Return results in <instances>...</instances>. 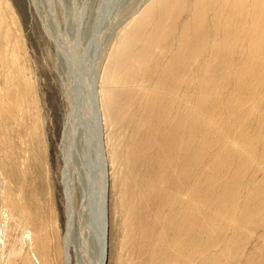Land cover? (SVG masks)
<instances>
[{"label": "rangeland", "instance_id": "374dc122", "mask_svg": "<svg viewBox=\"0 0 264 264\" xmlns=\"http://www.w3.org/2000/svg\"><path fill=\"white\" fill-rule=\"evenodd\" d=\"M210 1L205 17L212 23L204 17L203 26L206 27L201 32L205 40L198 51L203 55L198 52L191 54L187 51L190 50L187 45L184 48L183 61L187 60L181 62L187 66L179 63V68L184 67L180 69L182 71L177 80V89L175 88L178 94L175 99H168L165 91L154 89L158 81L155 77L158 78L165 71L163 65L172 58L176 59V50L182 40L180 29L183 30L182 27L188 24V20L189 23L193 22L192 13L196 0L192 1L194 4L187 1L189 7L186 3L183 4L185 12L182 13V18L179 16V25L174 26L175 37L171 38L172 43L175 42L172 45L174 49L171 46L166 51L167 54H163L164 58L159 62L160 70L159 67L155 69L153 77L147 80L146 84H152L153 88L147 89V92L146 88L140 89L141 92L136 91L137 94L134 92L136 98L127 103L128 108H131L132 124L127 130L123 129L122 162L124 169L131 167L135 168L136 174L138 170L139 175L146 173L148 186L143 184L150 197L135 201L138 204L135 206V202L131 203L133 209L129 208V211L135 213L137 218L134 217L125 224V217L130 216L129 211L126 213L119 207V192L109 191L107 264H264V0ZM151 2L152 0H0V144L6 143L5 151L11 157L9 166L6 167L9 172L3 173L0 186L1 204L6 205L5 199L10 196L9 193L13 195L7 208L10 215L2 225L0 264L67 263L62 250V239L67 228V197L71 193L70 186L76 187L75 182L78 183L77 179L82 176L83 160L94 159L97 151L93 140L96 139L92 112L93 91L100 85L107 56L118 35ZM209 10L211 13H208ZM195 34L197 33L192 36ZM190 40L188 37L182 41ZM231 46L234 54L231 53ZM189 61L192 64L195 62L192 65ZM183 68L189 70L184 71V75ZM169 83L171 84L170 79ZM25 90L27 94L24 98L32 102L26 103L25 109L19 111L8 101L7 93L18 91L21 94ZM146 95L152 96V99ZM154 95L157 100L153 99ZM154 101L160 102L159 105H155ZM191 103L195 109L198 107L197 114L193 106H190ZM189 109L194 114H190ZM149 110H152L151 113ZM192 119H195V125ZM190 124L194 135L188 128ZM139 131L142 133L138 134ZM177 131L180 134L184 131V134L181 136ZM188 132H191V138L187 135ZM130 136H134V139ZM160 138H164L163 143ZM189 144L192 149L188 154L190 159L186 153ZM161 154L164 155L163 158ZM180 160H183L181 164ZM70 163L72 165H68ZM126 165L129 166L125 168ZM12 182L16 184L13 185ZM11 185L15 187L10 191L8 188ZM161 188L163 190L160 192ZM27 198L31 200L28 201ZM78 198H75V207L78 206ZM141 223L145 228L129 237L126 229L130 225L132 227ZM30 236L32 239H29ZM140 238L143 242H140ZM158 250L161 254H158ZM70 251L71 263L76 264V248L73 246ZM153 253L158 255L154 257Z\"/></svg>", "mask_w": 264, "mask_h": 264}, {"label": "bare ground", "instance_id": "6f19581e", "mask_svg": "<svg viewBox=\"0 0 264 264\" xmlns=\"http://www.w3.org/2000/svg\"><path fill=\"white\" fill-rule=\"evenodd\" d=\"M187 1H194V0H187ZM187 1L185 2V0H152V2L147 5V7L141 12L139 13V15L134 19H132L131 22L128 23V25L121 31V33L118 35L117 40L115 42V44L112 47V50L110 51V53L107 56L106 59V63L102 72V75L100 77V85L99 87L94 91H93V97H92V101H93V105H92V112L94 114V120H95V137L96 139H93L96 143V152H95V158L94 159H88L85 158L84 156V160H83V168H82V176L81 178L79 177L78 183L75 182L76 187H74L75 185H71L70 186V192L68 197H67V204H66V215H67V228L65 231V235L62 239V250H63V254L64 257L66 258V264H72L71 263V248L74 246L76 248L77 251V263L76 264H107V257H108V243H109V230H108V225H109V191L112 190L114 192H119V207L122 208V210H124L126 213H128V211L130 210L129 208L133 209L131 205V203L133 202H137L138 200L143 201V199L145 197H150V193L146 190V186L143 183H146V179L145 177H147L146 173L145 174H140L139 175V170L138 173L136 174L135 168H127L124 169V163L122 162V156H123V150H122V142L124 141V131L127 130L129 127H131L130 124V109L128 108V101L131 99H134V92L139 91L140 89H144L146 88V92L147 89H151L153 87L152 84L149 86L147 83V80H150L151 77H153V72L156 71L155 69H157L159 67V62H161L163 60V54L169 49L171 48V46L174 43H172L173 39H174V35L175 34V30L176 28L174 26H176V24H178V19L179 16L182 15L184 11V7L183 4L186 3L185 5H187ZM209 1L210 0H196V4L194 6V10L192 13V17H193V22L189 23L188 21L185 25L184 19L183 22L185 25L183 28V30L180 32H182V34L180 35V39H182L184 41V39L186 38V40L188 39V37L191 38L190 41L188 42H183L182 40L180 41V43L178 44L177 50H176V59L173 60H169L167 58V63L164 66L165 71L163 70V72L161 74H159V77L156 78L157 79V83L154 86V89H157V91L162 92L165 91L166 92V98L170 99H175V97L178 95L177 92H175V88L178 84V79L180 78V73L182 70V67H184L185 65L183 64V62L187 59H184V49L187 46H189L190 50L188 49L187 51H190L191 54H193L194 52H198L200 49L199 47L201 45H203V41L205 40V36L204 34H202V30L205 29V25L204 24V17L206 15L207 12V8L210 6L209 5ZM218 2V0H216ZM211 2V1H210ZM193 3V2H192ZM215 3V2H214ZM221 3V1H220ZM194 4V3H193ZM211 4V3H210ZM217 4V3H216ZM219 4V3H218ZM189 5V4H188ZM187 5V6H188ZM186 6V8H188ZM191 6V3H190ZM217 6V5H216ZM220 6V5H219ZM218 6V7H219ZM217 7V8H218ZM185 10H188L186 9ZM212 8V6H211ZM213 8L214 4H213ZM221 9V8H220ZM190 10V9H189ZM211 10V9H210ZM210 10L208 11V13L210 12ZM252 10V8H251ZM215 10L213 9V12ZM221 11V10H220ZM187 12V11H186ZM216 12V11H215ZM190 13V12H189ZM207 13V14H208ZM211 13V12H210ZM188 14V12L186 13ZM218 14V11L217 13ZM222 14V13H221ZM185 16V15H184ZM190 16V15H189ZM208 16V15H207ZM217 16V15H216ZM210 17V16H208ZM218 17V16H217ZM216 17V18H217ZM222 17V16H221ZM227 17V16H226ZM182 18V16H181ZM184 18V17H183ZM207 18V17H205ZM188 19V18H187ZM190 19V18H189ZM208 19V18H207ZM214 19V18H213ZM220 19V17H219ZM218 19V20H219ZM227 19V18H226ZM225 19V20H226ZM249 19V18H248ZM254 19V18H253ZM252 19V20H253ZM191 20V19H190ZM209 20V19H208ZM212 20V19H211ZM215 21V20H214ZM182 22V21H180ZM179 22V23H180ZM209 22L212 23V21L209 20ZM208 22V23H209ZM220 22V21H219ZM207 23V21H206ZM223 23V22H222ZM221 23V25H222ZM234 24V23H233ZM179 25V24H178ZM181 25V26H183ZM220 25V26H221ZM178 27V26H176ZM223 27L225 28V25L223 24ZM223 27H221L223 29ZM209 28V24L207 26V30ZM214 28V27H213ZM220 28V27H219ZM191 31H194V33L196 32L197 34H195L194 36H192ZM178 31V30H177ZM237 31V29H236ZM205 32V30H204ZM207 32V31H206ZM224 32V30H223ZM222 32V33H223ZM212 33V32H211ZM214 33V32H213ZM232 33V32H231ZM241 33V31L239 32ZM209 34V32H208ZM217 34V33H216ZM219 34V33H218ZM235 34V33H233ZM179 37V33L177 34ZM211 35V34H210ZM213 35V34H212ZM225 36V34H222ZM227 35V34H226ZM240 35V34H239ZM174 36V37H173ZM218 36V35H216ZM173 37V39H171ZM233 37V36H232ZM231 37V39H233ZM219 38V37H217ZM224 38V37H223ZM213 39V38H212ZM216 39V38H215ZM221 39V38H220ZM229 39V37H228ZM178 40V39H176ZM175 40V41H176ZM207 40V39H206ZM214 40V39H213ZM210 41V39H208V42ZM216 41L218 42V40L216 39ZM221 41V40H220ZM228 41V40H227ZM178 42V41H177ZM176 42V43H177ZM261 42V41H260ZM220 44V43H219ZM249 44V42H248ZM214 45V44H213ZM213 50H214V46ZM220 46V45H218ZM216 46V47H218ZM173 47V46H172ZM231 46V50H232ZM256 47V46H255ZM225 48V47H224ZM229 48V47H228ZM249 48V46H248ZM174 49V47H173ZM203 49V48H202ZM219 49H222L219 47ZM205 50V47H204ZM212 50V49H211ZM210 50V52H211ZM212 50V52H213ZM171 51V50H170ZM226 51H229L228 49H226ZM174 54L175 51L173 50ZM204 52V51H203ZM206 52V51H205ZM211 52V53H212ZM199 53V52H198ZM202 53V52H201ZM214 53V52H213ZM218 53V52H216ZM222 53V51H221ZM220 53V54H221ZM233 53V50L232 52ZM167 54V52H166ZM165 54V55H166ZM169 54V53H168ZM173 54V55H174ZM190 54V53H189ZM190 54V56H191ZM197 54V53H196ZM200 54V53H199ZM215 54V53H214ZM230 54V51H229ZM234 54V53H233ZM156 55V56H155ZM172 55V54H170ZM201 56L203 54H200ZM207 55V54H205ZM155 56V57H154ZM187 56H189L187 54ZM211 56V55H209ZM233 56V55H232ZM231 56V57H232ZM254 56V53H253ZM260 56V55H259ZM165 57H168L165 56ZM173 57V56H171ZM196 57H198L196 55ZM195 56L193 57L195 60L197 59ZM206 57V56H205ZM220 57V56H218ZM227 57V56H226ZM170 58V57H169ZM175 58V57H174ZM187 58V57H186ZM199 58H201L199 56ZM207 58V57H206ZM214 58V56H213ZM236 58V57H235ZM162 59V60H161ZM190 59V58H189ZM188 59V60H189ZM192 59V60H194ZM215 59V58H214ZM218 59V58H217ZM225 59V58H224ZM191 60V61H192ZM199 60V59H198ZM201 60V59H200ZM210 60V59H209ZM220 60V59H219ZM226 60V59H225ZM236 59H234L235 61ZM183 61V62H181ZM205 61V60H204ZM214 61V60H213ZM227 61V60H226ZM241 61V60H240ZM238 61V62H240ZM182 63L184 66H181V68H179V63ZM190 62V61H189ZM195 61H193L194 64ZM199 62V61H197ZM202 62V61H201ZM217 62V61H216ZM244 63V61H242ZM163 63V62H162ZM192 64V62H190ZM204 63V62H203ZM232 63V62H229ZM192 64V65H193ZM181 65V64H180ZM189 65V64H188ZM196 65V64H195ZM194 65V66H195ZM198 65V63H197ZM217 65V64H216ZM215 65V66H216ZM162 66V64H161ZM162 66V67H163ZM187 66V65H186ZM185 66V67H186ZM191 66V65H190ZM202 66V65H200ZM189 67V66H188ZM196 67V66H195ZM194 67V68H195ZM249 67V66H248ZM248 67L247 70H248ZM161 67H159L160 70ZM193 68V67H192ZM203 68V66H202ZM209 68V67H208ZM237 68V67H236ZM243 68H245L243 66ZM242 68V69H243ZM262 68V67H261ZM163 69V68H162ZM161 69V70H162ZM183 75H184V71H189L191 70L189 67V70H187L188 68H183ZM240 69V68H239ZM207 70V69H205ZM167 71V72H166ZM193 71V70H192ZM240 71H242L240 69ZM158 72V71H157ZM156 72V74L158 75V73ZM194 72V71H193ZM243 72V71H242ZM153 73V74H152ZM196 73V72H195ZM155 74V75H156ZM245 74V72H244ZM182 75V74H181ZM187 75V74H186ZM188 76V75H187ZM240 76V75H239ZM248 76V75H247ZM185 77V76H184ZM190 77V76H189ZM195 77V76H194ZM196 78V77H195ZM201 78V77H200ZM153 79V78H152ZM169 79L171 84L169 83ZM193 79V76H192ZM154 80V79H153ZM154 80V81H155ZM153 81V82H154ZM149 82V81H148ZM152 82V81H151ZM187 81L185 80V83ZM173 83V84H172ZM194 84V83H193ZM192 84V87H193ZM27 86H30V83L28 81ZM169 86V88H168ZM95 87V86H94ZM181 87V86H180ZM184 86H182L183 89ZM196 87V86H195ZM254 87V86H253ZM185 88H186V84H185ZM177 89V88H176ZM181 89V90H182ZM16 90V89H15ZM196 90V89H195ZM27 90H25L24 92H21V94L18 93V91H10L7 93V97H8V101L12 102L15 107L17 108V110L22 111L23 109H25V105L26 103H31L28 102V100L26 98H24V96L27 94L26 93ZM155 91V93L157 92ZM179 91V90H178ZM183 91V90H182ZM185 91V90H184ZM183 91V92H184ZM194 91V90H193ZM143 92V91H142ZM181 92V95L182 93ZM256 92V91H255ZM153 93V94H155ZM192 93V92H191ZM92 94V93H91ZM137 94V92L135 93ZM147 94V93H146ZM149 94L151 95V93L149 92ZM152 94V95H153ZM177 94V95H176ZM194 94V93H193ZM196 94V93H195ZM194 94V95H195ZM257 94V93H256ZM150 95H146V96H150ZM157 95V94H156ZM156 95H154L153 99L157 100V97H155ZM180 95V97H181ZM145 96V97H146ZM159 96V95H158ZM185 96V94H184ZM187 97V96H186ZM195 97V96H194ZM3 98V97H2ZM136 98V97H135ZM149 98V97H148ZM150 98L152 99V96H150ZM162 98V96H161ZM165 98V97H164ZM251 98V97H250ZM253 98V97H252ZM167 99V102H168ZM184 99V98H183ZM188 99V98H187ZM186 99V100H187ZM249 99V98H248ZM2 100V99H1ZM136 100V99H135ZM141 100V97H140ZM139 100V101H140ZM146 100V98H145ZM148 100V99H147ZM146 100V102H147ZM184 100V101H186ZM242 100V99H241ZM144 101V100H143ZM150 101V100H149ZM160 101V100H158ZM163 101V100H162ZM193 101V100H192ZM152 102V101H151ZM173 102V101H172ZM187 103H190L188 101H186ZM208 102V101H207ZM240 102V101H239ZM246 102V99H245ZM250 102V101H249ZM247 102V104L249 103ZM9 103V102H8ZM35 103V102H34ZM148 103V102H147ZM154 104L156 103L155 101L153 102ZM158 103V102H157ZM156 103V104H157ZM160 103V102H159ZM158 103V105H159ZM165 103V102H163ZM241 103V102H240ZM12 104V105H13ZM28 104V106H29ZM143 104V103H142ZM155 104V105H156ZM174 104V103H173ZM185 104V102H184ZM183 106H186L184 105ZM192 104V103H191ZM209 104V103H208ZM255 104V103H254ZM253 104V105H254ZM13 105V106H14ZM36 104H33V106ZM145 105V103H144ZM153 105V104H151ZM162 104H160L161 106ZM165 105V104H163ZM200 105V104H199ZM243 105V103H242ZM3 106V105H2ZM31 106V105H30ZM143 106V105H142ZM146 106V105H145ZM170 106V105H168ZM172 106V105H171ZM191 107L193 106V108L195 107L194 104L190 105ZM244 106V105H243ZM246 106V105H245ZM136 107V106H135ZM144 107V106H143ZM154 107V106H153ZM152 107V108H153ZM177 107V106H176ZM188 107V106H186ZM242 107V106H241ZM251 107V106H250ZM253 107V106H252ZM15 108V109H16ZM28 108V107H27ZM133 108V106H132ZM157 108V107H156ZM154 108V109H156ZM175 108V107H174ZM184 108V107H183ZM181 108V109H183ZM189 108V107H188ZM187 108V109H188ZM198 108V107H197ZM197 108L195 109V112L197 110ZM200 108V107H199ZM3 109V108H2ZM7 109V108H6ZM14 109V110H15ZM29 109V108H28ZM141 109V108H139ZM145 109V108H144ZM153 109V110H154ZM161 109V108H160ZM146 110V109H145ZM144 110L145 114L146 111ZM158 110V108L156 109ZM155 110V111H156ZM164 110V108H163ZM178 110V109H177ZM176 110V111H177ZM186 110V109H185ZM211 110V109H210ZM209 110V111H210ZM4 111V110H3ZM132 111V110H131ZM134 111V110H133ZM132 111V112H133ZM143 111V110H142ZM150 111V110H149ZM152 111V110H151ZM150 111V113H151ZM159 111V110H158ZM187 111V110H186ZM190 114L192 113L191 110L189 109ZM254 111V110H253ZM7 112V111H6ZM213 112V110H212ZM22 113V112H21ZM143 113V112H142ZM167 113V112H166ZM175 113V111H174ZM255 113V112H254ZM1 114V113H0ZM138 114V112H137ZM148 114V113H147ZM158 114V112H157ZM194 114V113H192ZM197 114V112H196ZM195 114V116H196ZM6 115V114H4ZM8 115V114H7ZM139 115V114H138ZM143 115V114H142ZM163 115V114H162ZM167 115V114H166ZM184 115V113H183ZM157 116V115H155ZM189 116V115H188ZM192 116V115H191ZM4 117V116H1ZM140 117V115H139ZM149 117V116H146ZM167 117V116H165ZM182 117V115L180 116ZM187 117V116H186ZM193 117V116H192ZM138 118V117H137ZM159 118V116L157 117ZM176 118V117H175ZM189 118V117H188ZM194 118V117H193ZM196 118V117H195ZM151 119V118H150ZM168 119V117H167ZM136 120V119H135ZM153 120V119H152ZM157 120V119H156ZM155 120V121H156ZM172 120V119H171ZM183 120V119H182ZM186 120V119H185ZM192 123L194 124V120L192 119ZM200 120V119H199ZM9 121V120H8ZM159 121V119H158ZM174 121V120H173ZM178 121V119H177ZM138 122V121H137ZM164 122H166L164 120ZM169 122V120H168ZM177 123V122H176ZM175 123V124H176ZM141 124V123H140ZM144 124V123H143ZM150 124V122H149ZM148 124V125H149ZM171 124V121H170ZM196 124H200V123H196ZM147 125V126H148ZM156 125V123H155ZM163 126V124H161ZM189 125V124H188ZM159 126V125H158ZM177 126V124L175 125ZM174 126V127H175ZM181 127V126H180ZM137 129L138 126H136ZM144 128V127H143ZM152 128V127H151ZM156 128V127H155ZM154 128V129H155ZM173 128V126H172ZM176 128V127H175ZM182 128V127H181ZM189 129L191 128V124L188 127ZM187 128V129H188ZM196 129V127H194ZM192 128V129H194ZM132 129V128H131ZM135 129V128H134ZM146 129V128H145ZM164 131L165 128L163 127ZM179 129V128H178ZM183 129V128H182ZM188 129V130H189ZM173 130V129H171ZM181 130V129H180ZM184 130V129H183ZM198 130V129H197ZM200 130V129H199ZM132 131V130H131ZM134 131V130H133ZM137 131V130H136ZM149 131V129H148ZM155 131V130H154ZM153 131V132H154ZM163 131V130H162ZM175 131V130H174ZM173 131V132H174ZM182 131V130H181ZM191 131V129H190ZM73 131H71L72 134ZM94 132V131H93ZM141 131L138 132V134ZM144 132V131H143ZM178 132V131H177ZM176 132V134H178ZM193 134V131H191ZM191 132H188V136L191 138ZM89 133V132H88ZM92 133V132H91ZM137 133V132H136ZM142 133V132H141ZM162 133V132H161ZM166 133H170V132H166ZM187 133V132H186ZM185 133V135H186ZM127 134V131H126ZM130 134V133H129ZM132 134V133H131ZM135 133L133 132V135ZM137 134V135H138ZM172 134V133H171ZM180 134V133H179ZM184 134V131H183ZM183 134H180L181 136ZM153 135V133H152ZM160 135V134H159ZM175 135V134H174ZM172 135V136H174ZM194 135V134H193ZM192 135V136H193ZM93 136V134L91 135ZM128 136V135H127ZM136 136V135H135ZM142 136V135H141ZM140 136V137H141ZM151 136V135H150ZM156 136V135H155ZM170 136V135H169ZM180 136V138H181ZM22 136H20L21 138ZM164 137H166L165 133H164ZM175 137V136H174ZM179 137V136H178ZM195 137V136H194ZM93 138V137H92ZM130 138H132L130 136ZM136 138V137H135ZM139 138V137H138ZM171 138V137H170ZM169 138V139H170ZM180 138H178L180 140ZM188 138V139H190ZM23 140V138H21ZM134 139V136L133 138ZM161 139V138H160ZM159 139V140H160ZM164 139V138H163ZM161 139V141L163 140ZM172 139V138H171ZM170 139V140H171ZM177 139V138H176ZM187 139V140H188ZM194 139V138H192ZM140 140V139H139ZM144 140V139H143ZM183 140V139H182ZM185 139V141H187ZM70 141V140H69ZM133 141V140H132ZM91 142V141H90ZM138 142V141H137ZM146 142V141H145ZM156 142V141H155ZM160 142V141H159ZM172 142V141H171ZM170 142V143H171ZM183 142V141H182ZM189 142V141H188ZM195 142V141H194ZM73 143V142H72ZM87 143V142H86ZM93 143V141H92ZM94 143V144H95ZM163 143V141H162ZM169 143V142H168ZM178 143V142H177ZM187 143V142H186ZM6 143H4L5 145ZM15 144V143H14ZM135 144V143H134ZM147 144V143H146ZM160 144V143H159ZM158 144V145H159ZM173 144V143H171ZM227 144V143H226ZM1 145L0 144V178L2 176V178L0 179V186L2 183V179H3V173L5 174L6 172L8 173L9 170H6V167L9 166V155L7 154L8 151H5L6 146ZM9 145H11L9 143ZM8 145V146H9ZM69 145V144H68ZM91 145V144H90ZM132 145V144H131ZM154 145V144H153ZM169 145V144H168ZM188 145V144H187ZM128 146V145H127ZM172 146V145H171ZM175 146V145H174ZM186 146V144H185ZM16 147V146H15ZM71 147V146H70ZM131 147V146H130ZM151 148V146H149ZM155 147V146H154ZM153 147V148H154ZM159 147V146H158ZM161 147V146H160ZM178 147V144H177ZM184 147V146H183ZM193 147V146H192ZM197 147V146H196ZM12 148V146H11ZM145 148V147H144ZM157 148V147H156ZM162 148V147H161ZM174 148V147H173ZM187 150L186 153L187 155L190 153L191 149V144H189V146H187ZM87 149V148H86ZM95 149V148H94ZM164 149V147L162 148ZM161 149V150H162ZM175 149V148H174ZM173 149V151H174ZM195 149V146H194ZM8 150V149H7ZM21 150V149H20ZM128 150V149H127ZM147 150V149H146ZM158 150V149H157ZM158 150V151H161ZM180 150V149H179ZM183 150V149H182ZM198 150V149H197ZM81 151V150H80ZM79 151V152H80ZM86 151V150H85ZM132 151H133V147H132ZM127 153V151H125ZM150 152V151H149ZM164 152V151H163ZM177 152V151H175ZM173 152V153H175ZM76 153V152H75ZM78 153V152H77ZM146 153V152H145ZM165 153V152H164ZM168 153V152H167ZM184 153V152H183ZM79 154V153H78ZM142 154V153H141ZM178 154V153H177ZM193 154V153H192ZM14 155V153H13ZM125 155V154H124ZM132 155V153L130 154V156ZM153 155V153H152ZM166 155V154H165ZM186 155V156H187ZM226 155V154H225ZM135 156V153L134 155ZM151 157V154L149 155ZM162 156V154H161ZM164 156V155H163ZM162 156V158H163ZM183 156V155H182ZM196 156V155H195ZM229 157V155H227ZM5 157V158H4ZM78 157V156H76ZM83 157V156H82ZM148 157V156H147ZM185 157V156H184ZM192 157V156H191ZM80 158V157H79ZM127 158V157H126ZM158 158V157H157ZM187 158H189V155L187 156ZM195 158V157H194ZM198 157H196L197 159ZM77 159V158H76ZM159 159V158H158ZM190 159V158H189ZM228 159V158H227ZM68 160V159H67ZM72 160V159H71ZM164 160V159H163ZM167 160V159H166ZM173 160V159H172ZM220 160V158H219ZM218 160V161H219ZM223 160H225L223 158ZM242 160V159H241ZM124 161V159H123ZM151 161V160H150ZM155 161V160H154ZM168 161V160H167ZM183 161V160H182ZM180 160V164L182 162ZM195 161V159H194ZM246 161V160H245ZM12 162V161H11ZM36 162V161H35ZM69 162V161H68ZM74 162V161H73ZM79 163V160L77 161ZM131 162V161H130ZM153 162V161H152ZM151 162V163H152ZM193 162V160H192ZM198 162V161H196ZM224 162V161H222ZM243 162V161H242ZM77 163V164H78ZM132 163V162H131ZM160 163V162H158ZM167 163V162H166ZM190 163V162H189ZM221 163V162H219ZM237 163V162H236ZM38 164V163H37ZM80 164V163H79ZM171 164V163H170ZM195 164V163H194ZM192 164V165H194ZM14 165V164H13ZM68 165H72L71 163ZM153 165V164H152ZM160 165V164H159ZM176 165V164H175ZM191 165V166H192ZM196 165V164H195ZM213 165V164H212ZM237 165V164H236ZM235 165V166H236ZM11 166V165H10ZM129 166V165H128ZM127 165L125 166L128 167ZM154 166V165H153ZM178 167V166H177ZM15 168V167H14ZM80 168V167H79ZM158 168V167H157ZM187 168V167H186ZM220 168V167H219ZM218 168V169H219ZM247 168V167H246ZM76 168H73V170ZM155 169V168H154ZM217 169V168H216ZM16 170V169H15ZM11 171V170H10ZM17 171V170H16ZM15 171V172H16ZM223 171V170H222ZM228 171V169L226 170ZM13 172V171H12ZM28 172V171H27ZM179 172V171H178ZM221 172V171H220ZM229 172V171H228ZM236 173V171H234ZM81 173V172H80ZM148 173V172H147ZM159 173V172H158ZM157 173V174H158ZM10 174V173H9ZM8 174V175H9ZM13 174V173H12ZM17 174V172H16ZM150 174V173H149ZM166 174V173H165ZM174 174V173H173ZM225 174V173H224ZM223 174V175H224ZM6 175V177L8 176ZM141 175H143L141 177ZM168 175V174H167ZM176 175V174H175ZM211 175V174H210ZM209 175V177H210ZM137 176H140L137 178ZM162 176V175H161ZM208 176V175H207ZM239 177V175H237ZM151 177V176H150ZM164 177V176H163ZM168 177V176H167ZM221 177V176H220ZM237 177V179H238ZM13 178V177H12ZM16 178V177H15ZM174 179V178H173ZM206 179V178H205ZM213 179V178H210ZM222 179V178H221ZM5 180V179H4ZM26 180V179H24ZM74 180V179H73ZM75 180V181H77ZM149 180V179H148ZM215 180V179H214ZM223 180V179H222ZM229 180V179H228ZM19 181V180H18ZM153 183V180H151ZM180 181V180H179ZM212 181V180H211ZM211 181H208L211 182ZM230 181V180H229ZM234 181V180H233ZM21 184V181H19ZM200 182V181H199ZM197 182V183H199ZM15 183V182H14ZM14 183L12 182V184L14 185ZM190 183V182H189ZM207 183V184H208ZM213 183V182H212ZM215 183V182H214ZM240 183V182H239ZM16 184V183H15ZM148 186V183H146ZM156 184V183H155ZM193 184V183H192ZM219 184H221L219 182ZM19 185V183L17 184ZM175 185V184H174ZM188 185V184H187ZM211 185V183H210ZM224 185V184H223ZM231 185V184H230ZM163 186V184H162ZM195 186V185H194ZM212 186V185H211ZM227 186V185H226ZM234 186V185H233ZM232 186V188H233ZM239 185L237 184V187ZM8 187V186H7ZM15 187V186H14ZM10 187V189L8 188V190H13ZM19 187V186H18ZM17 187V188H18ZM22 187V186H21ZM154 187V186H153ZM175 187V186H174ZM191 187V186H190ZM198 187V185H197ZM210 187V186H209ZM208 187V189H209ZM222 187V186H221ZM236 187V188H237ZM152 188V186H151ZM228 188V187H227ZM171 189V188H170ZM175 189V188H174ZM191 189V188H190ZM189 189V190H190ZM3 190V189H2ZM19 190V189H17ZM158 190V189H157ZM163 190V188L160 189ZM188 190V189H187ZM223 190V189H222ZM236 190H239L236 189ZM69 191V190H67ZM173 191V190H172ZM177 191V190H176ZM231 191V190H230ZM29 192V190H28ZM153 192V191H152ZM156 192V191H155ZM219 192V191H218ZM223 192V191H222ZM221 192V193H222ZM225 192V191H224ZM233 192V190H232ZM9 193V192H8ZM17 193V192H16ZM27 193V192H26ZM33 193V192H32ZM68 193V192H67ZM154 193V192H153ZM187 193V192H186ZM191 193V192H190ZM207 193V192H204ZM219 193V194H221ZM226 193V192H225ZM229 193V191H228ZM235 193V192H234ZM6 196L7 193L5 192ZM10 196H8L6 200V205L1 204L0 202V240H3V236L1 231H3L2 225L5 224V219L7 218L8 215H10V213L7 211L8 208V204H9V200H12V194L9 193ZM158 194V193H157ZM193 194V193H192ZM18 195V194H17ZM20 195V194H19ZM33 195V194H32ZM160 195V194H159ZM158 195V196H159ZM162 195V194H161ZM177 195V194H176ZM191 195V194H190ZM194 195V194H193ZM233 195V193H232ZM5 196V195H4ZM29 196V195H28ZM27 196V197H28ZM169 196V195H168ZM212 196V195H211ZM11 199H10V198ZM25 197V196H24ZM79 197V198H78ZM231 197V196H229ZM233 197V196H232ZM19 198V197H18ZM26 198V197H25ZM31 198L33 199V196H31ZM75 198L79 199L78 202V206L75 207ZM30 199V198H29ZM29 199L27 198V200L29 201ZM161 199V198H160ZM165 199V198H164ZM175 198H173L174 200ZM180 199V198H179ZM178 199V200H179ZM218 199V198H217ZM19 200V199H18ZM23 200V199H20ZM26 200V199H25ZM31 200V199H30ZM176 200V199H175ZM210 200V198H209ZM152 201V200H151ZM155 201V200H154ZM188 201V200H187ZM220 201V200H219ZM22 202V201H21ZM134 204L138 205V204ZM158 202V201H157ZM199 202V201H198ZM4 203V202H3ZM153 203V202H151ZM163 203V202H162ZM174 203V202H173ZM13 204V203H12ZM32 204V203H31ZM182 204V203H181ZM183 204H184V200H183ZM189 204V203H188ZM187 204V205H188ZM151 204H149L150 206ZM22 206V205H21ZM29 206V204L27 205V207ZM35 206V205H34ZM129 206V207H128ZM152 206V205H151ZM150 206V207H151ZM164 207V205H161ZM186 206V205H185ZM184 206V207H185ZM212 207V205H210ZM137 207V206H136ZM141 207V205H140ZM153 207V206H152ZM179 207V206H176ZM183 207V206H182ZM199 207V206H197ZM218 207V206H217ZM228 207V206H227ZM15 208V206L13 207ZM187 208V207H186ZM213 208V207H212ZM224 208V207H223ZM141 209H143V207H141ZM179 209V208H178ZM202 209V208H200ZM220 209V208H219ZM16 210V209H15ZM14 210V211H15ZM214 210V209H213ZM17 211V210H16ZM135 211V210H134ZM156 211V209H155ZM8 212V213H7ZM124 212V213H125ZM150 212V211H149ZM148 212V214H149ZM152 212V211H151ZM186 212V211H185ZM12 213V211H11ZM158 213V211L156 212ZM161 213V212H160ZM160 213H159V217H160ZM176 213V212H174ZM184 213V212H183ZM130 216L125 217V224H127L129 221H131L132 219H134L135 217V213H130ZM137 214V213H136ZM141 214V213H140ZM147 215V214H146ZM182 215V214H181ZM210 215V214H209ZM142 216V215H141ZM154 216H156V214H154ZM149 217V216H148ZM147 217V218H148ZM150 217H153L150 216ZM168 217V216H167ZM137 218V217H135ZM173 218V217H172ZM178 218V217H177ZM190 218V217H189ZM188 218V219H189ZM193 218V217H192ZM161 219V218H159ZM195 219V218H193ZM192 219V220H193ZM145 220V219H144ZM149 220V219H148ZM162 220V219H161ZM168 220V219H167ZM152 221V220H151ZM169 221V220H168ZM22 222V221H21ZM149 222V221H148ZM193 222V221H192ZM20 223V222H19ZM136 223V222H135ZM144 223V221H143ZM18 224V223H17ZM184 224V222H183ZM193 224V223H192ZM191 224V225H192ZM196 224V223H195ZM207 224V223H206ZM154 225V224H153ZM152 225V227H153ZM176 225V224H175ZM182 225V224H181ZM186 225V224H185ZM194 226V225H193ZM205 226V225H204ZM144 226H142V223L139 225H134L131 227V225L126 229V233H128L127 235L130 237L132 235H134V233H137L138 231L141 230V228L143 229ZM151 227V228H152ZM155 227V226H154ZM184 227V225H183ZM145 228V227H144ZM185 228V227H184ZM193 228V227H192ZM149 229V228H148ZM188 229V228H187ZM145 230V229H144ZM189 230V229H188ZM149 231V230H148ZM167 231V230H166ZM186 231V230H185ZM190 231V230H189ZM145 232V231H144ZM187 232V231H186ZM141 233V232H140ZM152 233V231H151ZM155 234V233H153ZM172 234V233H171ZM174 234V233H173ZM191 235V232L189 233ZM138 235V234H137ZM170 235V234H169ZM155 237V236H154ZM135 240V237H133ZM145 238V237H144ZM143 238V239H144ZM160 238V237H159ZM29 239H32V237L30 236ZM152 239V238H151ZM187 239V238H186ZM141 240V238L139 239ZM156 240V239H154ZM158 240V239H157ZM161 240V239H160ZM165 240V239H164ZM163 240V242H164ZM180 240V239H179ZM131 241V240H130ZM129 241V242H130ZM153 241V240H152ZM5 242V241H4ZM137 242V241H136ZM139 242V241H138ZM140 242H143L142 240ZM169 242V241H168ZM154 243V242H153ZM181 243V242H180ZM163 244V243H162ZM2 245V244H1ZM151 245V244H150ZM139 246H141L139 244ZM152 246V245H151ZM185 246V245H183ZM59 246H57L58 248ZM156 247V246H155ZM161 247V246H160ZM45 248V247H44ZM60 248V247H59ZM151 248V247H150ZM188 248V247H187ZM148 249V248H146ZM150 250V249H149ZM156 250V249H155ZM139 251V250H138ZM141 251V250H140ZM144 251V250H143ZM163 251V250H162ZM2 252V251H1ZM158 252H160L158 250ZM157 252V253H158ZM147 254V253H146ZM158 254H161L158 253ZM158 254H154L153 256L155 257V255ZM107 255V257H106ZM160 256V255H159ZM158 256V257H159ZM176 256V255H175ZM63 257V258H64ZM152 257V258H154ZM177 257V256H176ZM96 258V259H95ZM151 258V257H150ZM154 260V259H153ZM156 260H158V258H156ZM157 262V261H156ZM159 262V261H158ZM169 262V261H168ZM158 264V263H157ZM163 264V263H162Z\"/></svg>", "mask_w": 264, "mask_h": 264}]
</instances>
